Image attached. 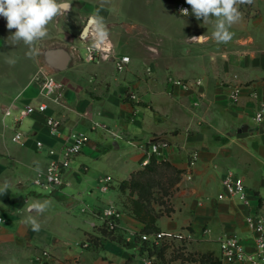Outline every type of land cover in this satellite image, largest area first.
Here are the masks:
<instances>
[{
	"label": "crops",
	"instance_id": "crops-1",
	"mask_svg": "<svg viewBox=\"0 0 264 264\" xmlns=\"http://www.w3.org/2000/svg\"><path fill=\"white\" fill-rule=\"evenodd\" d=\"M165 1L70 0V10L56 17L48 25L49 35L31 49L22 41L13 44L10 35L15 29L8 30L0 16V117H11L13 134L17 125L28 135L17 148H0V186L5 180L10 185L0 195V209L8 216H0V264H34L35 255L46 248L53 255L51 264H144L150 258L154 264H204L203 255L221 261L219 240L225 235L238 236L248 251H255L246 216L251 209L264 211V124L254 120L264 98V0L239 5L242 19L230 28L234 36L227 44L212 38L213 21H195L189 39L206 37L199 54L193 42L181 44L167 33L179 25L168 16ZM189 7L185 19L192 16ZM94 13L108 26V40L101 46L111 51L108 57L87 62L81 46L91 38L81 39L80 34ZM158 30L154 42L150 33ZM59 47L71 55L64 69L45 59L47 49ZM122 55H129L130 63L118 71L115 60ZM40 66L63 84L64 105L48 100V114L61 120L56 133L39 113L16 120L26 105L44 100L32 81ZM171 79H201L202 84L191 89ZM234 86H241L236 101L231 98ZM131 92L138 98L130 100ZM77 131L90 139L71 160L67 183L47 195L16 194L26 184L36 185L38 174L55 157L49 149L60 148ZM156 137L168 143L159 159L170 162L180 175L165 197L169 213L163 211L164 204L152 201L162 212L156 225L165 234L152 243L131 235L145 229V223L133 215L129 191L123 193L119 184L144 167ZM37 140L43 141L42 148ZM194 148L199 160L192 179H187L183 173ZM227 170L243 177L251 207L218 198ZM106 175L113 182L104 189L100 180ZM83 195L91 201L86 209L80 208ZM35 200L51 202L42 215L32 214L41 225L39 231L22 223L29 215L26 203ZM110 204L121 213L112 236L103 234V224L91 212Z\"/></svg>",
	"mask_w": 264,
	"mask_h": 264
},
{
	"label": "built area",
	"instance_id": "built-area-1",
	"mask_svg": "<svg viewBox=\"0 0 264 264\" xmlns=\"http://www.w3.org/2000/svg\"><path fill=\"white\" fill-rule=\"evenodd\" d=\"M190 9L186 4H179V9ZM87 62H96L100 58L108 57L111 49L100 46L99 48H92L91 43H87L86 46ZM130 63L129 55H122L116 58L115 64L118 71H124ZM35 81L39 87V94L44 98L35 104L26 105L25 109L21 112L16 120L19 121L25 115L32 113H39L45 115V122L51 133H56L61 127V120L54 115L48 114L49 103L48 100H55L57 103L64 105L62 96L63 84L53 74L41 70L35 77ZM174 85L183 86L186 88H197L202 84L201 79L183 80V79H171ZM51 82L52 90L49 91L47 86ZM241 93V86H234L231 98L233 101L239 99ZM130 100H135L138 95L131 92L128 95ZM254 120L258 124H264V98L259 102L258 108L254 114ZM113 135H116L113 133ZM13 141L24 144L28 139L27 133L22 132L19 126H15V132L12 136ZM90 137L86 132L77 131L71 133L68 141L60 148H50L49 153L55 156L50 160L46 169L38 174L34 183L43 188L48 193L52 192L56 188H59L67 183V174L70 171L71 160L78 156L88 143ZM36 146L42 148L44 143L42 140L36 141ZM166 141H157L150 143L147 150V156L142 161V165L146 166L152 155L160 157L162 155V148L167 147ZM189 166L183 173V176L187 179H192V168L199 160V151L197 149H190L189 153ZM101 183L104 189H107L113 182V177L106 175L101 178ZM224 190L218 194L219 199H237L247 207H251L252 201L248 194V188L243 177L237 175L232 170H227L222 178ZM92 214L109 230L116 231L120 226L121 213L115 205L110 204L103 209H97L91 211ZM1 221V217H0ZM246 222L249 228L255 235L256 248L255 251H248L236 235H225L219 240L221 250L222 264L239 262L241 264H264V211L250 210L246 216ZM131 235L134 237L139 236L142 240L152 243H158L160 240L165 239V234L162 231H156L153 233H141L140 231H131ZM85 247L88 246V242L84 243ZM53 255L49 249H43L40 253L33 258L34 264H51ZM144 264H154V261L146 259Z\"/></svg>",
	"mask_w": 264,
	"mask_h": 264
},
{
	"label": "clouds",
	"instance_id": "clouds-1",
	"mask_svg": "<svg viewBox=\"0 0 264 264\" xmlns=\"http://www.w3.org/2000/svg\"><path fill=\"white\" fill-rule=\"evenodd\" d=\"M185 2L191 6V14L197 20H203V23L213 21L212 38L218 44H227L234 36L230 28L242 19L239 5H251L254 0H185ZM70 7V0H0V16L6 19L8 30L15 29L10 35L13 44L22 41L31 49L38 41L49 35L48 25L56 17L66 14ZM180 11L184 16L189 15L186 8ZM108 37L109 29L104 18L96 13L90 15L88 22L82 28L80 38L84 40L91 38V47L99 48ZM191 39L203 42L206 37L201 35ZM7 62L15 63L13 60ZM47 86L51 91V82ZM9 187V182L5 180L0 186V195L6 194ZM50 204L49 200L26 203L29 215L22 223L32 231H39L41 225L36 216L45 213ZM33 213L36 216L32 215Z\"/></svg>",
	"mask_w": 264,
	"mask_h": 264
},
{
	"label": "trees",
	"instance_id": "trees-1",
	"mask_svg": "<svg viewBox=\"0 0 264 264\" xmlns=\"http://www.w3.org/2000/svg\"><path fill=\"white\" fill-rule=\"evenodd\" d=\"M180 171L165 159H159L155 155L150 157L149 163L142 169L131 173V176L120 182L119 188L123 193L129 191L130 210L133 215L145 223L142 233L159 231L156 225L158 212L152 201L164 204V212L169 213L170 207L165 197L171 194L172 188L179 179ZM103 234L112 236L115 231L102 227ZM204 264H221L216 257L203 255Z\"/></svg>",
	"mask_w": 264,
	"mask_h": 264
},
{
	"label": "rangeland",
	"instance_id": "rangeland-1",
	"mask_svg": "<svg viewBox=\"0 0 264 264\" xmlns=\"http://www.w3.org/2000/svg\"><path fill=\"white\" fill-rule=\"evenodd\" d=\"M151 1L152 0H149V3H151ZM165 4H166V6H168V9L170 10V13L168 16L170 17V19L174 20L179 25V28L176 29V31L172 29V30L168 31L167 33H170V34L176 36V38L181 39V44H184L188 41L193 42L192 44L195 46V49L197 50V53L199 54V51H200V49H202L203 45H201L200 42H196L192 39L191 40L189 39L193 34L192 29L194 27V22L198 21V20L195 18V16L193 18V15L190 18L185 19L184 16L181 15V13L179 11V4H186V5H188V4L185 2V0H166ZM150 6H151V4L149 5V7ZM156 18H158V17H156ZM123 31L125 32V34L124 33L123 34H124V38L126 39V36H127L126 31L125 30H123ZM160 33H161L160 30L151 32L150 33V39L153 40L154 42L155 41L157 42L159 40L158 37H159ZM83 44L81 46V49L84 51V50H86V48H85V46H83ZM41 70H44L43 66L39 67L38 73ZM35 77H36V75H35ZM35 77L32 81L37 84V82L35 81ZM252 123L255 124V122H252ZM254 124H252V127ZM11 128H12L11 127V117H7L5 120H3L0 117V148H2V149H4V147H8L9 149H14V148L19 147V145H18L19 143L17 144V142H14L12 139L13 130ZM19 129L22 132H24L20 127H19ZM24 133H26V132H24ZM16 192H17L16 194H19L21 197H26V196H31V195L35 196L36 193L37 194L42 193V194H46V195L49 194L43 188L36 186L34 184H26L25 188H23L21 190H17ZM83 196H85V195H83ZM84 199H86V200H84ZM82 201L83 202L80 204L81 209L82 208L86 209L87 207H89L87 205H89L88 203L91 201H90L88 196H85V198H82ZM81 214H83V213H81ZM16 215H18V214L16 213ZM0 216L6 217L7 216L6 211L0 209ZM5 224H6V222L4 221V223L2 225H5Z\"/></svg>",
	"mask_w": 264,
	"mask_h": 264
},
{
	"label": "water",
	"instance_id": "water-1",
	"mask_svg": "<svg viewBox=\"0 0 264 264\" xmlns=\"http://www.w3.org/2000/svg\"><path fill=\"white\" fill-rule=\"evenodd\" d=\"M44 54L46 61L55 68L64 69L70 65L71 55L63 47L47 49ZM159 140L160 138L156 137L151 142L153 143Z\"/></svg>",
	"mask_w": 264,
	"mask_h": 264
}]
</instances>
